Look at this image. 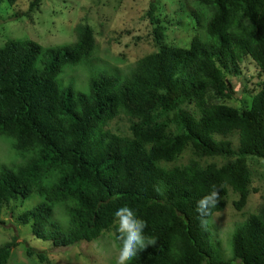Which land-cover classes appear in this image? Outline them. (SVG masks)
<instances>
[{"label":"trees","instance_id":"16d2710c","mask_svg":"<svg viewBox=\"0 0 264 264\" xmlns=\"http://www.w3.org/2000/svg\"><path fill=\"white\" fill-rule=\"evenodd\" d=\"M41 1L30 2L28 17ZM193 1L204 15L192 14L203 20L204 40L195 36L186 48L164 44L150 3L145 16L157 49L124 76L91 78L87 93L61 87L58 76L66 65L90 63L91 26L77 25L72 44L43 49L8 40L0 47V136L25 159L0 169V215L10 202L37 194L43 201L18 216L35 238L66 248L112 231L121 247L115 213L128 206L156 244L127 264H264V199L234 231L231 260L216 254L205 225L224 210L229 189L242 210L252 181L248 159L264 163V0ZM247 60L259 81L238 93L233 78ZM238 94L248 100L228 105ZM120 116L127 134L107 129ZM186 150V164L159 165ZM208 158L223 163H204ZM213 190L219 202L202 217L197 201ZM57 204L68 215L65 231L53 220ZM15 246V237L0 246V264ZM27 254L49 262L42 251Z\"/></svg>","mask_w":264,"mask_h":264},{"label":"rangeland","instance_id":"374dc122","mask_svg":"<svg viewBox=\"0 0 264 264\" xmlns=\"http://www.w3.org/2000/svg\"><path fill=\"white\" fill-rule=\"evenodd\" d=\"M31 1L17 0L14 6H9L5 0H0V47L8 40H32L43 49L72 44L76 40L74 29L77 25L91 26L96 48L90 63L66 65L58 76V84L70 87L74 92L87 93L90 79L100 73L126 75L137 60L157 49L150 37L151 26L145 16L150 3L156 7L154 17L160 20L161 29H165L164 44L186 48L195 36L205 39L203 20L199 19L197 23L198 18L192 15L202 14V10L193 0H42L38 10L28 17L26 13ZM240 70L241 74L233 78L236 91L241 93L245 86L254 90L259 81L254 65L244 61ZM237 97L227 102L228 105L239 107V99L248 100L242 94ZM128 125L125 117L120 116L111 121L107 129L123 135L127 134ZM230 139L236 145L235 138ZM11 141L0 136V169L25 162L12 149ZM190 157V151L186 150L172 161H161L159 165L165 169L182 166ZM203 162L221 165L223 160L208 158ZM248 165L252 181L246 205L237 211L233 203L238 196L229 189L224 210L215 213L205 223L211 232L210 242L222 260L232 259L234 231L248 215L258 212L264 199V163L248 159ZM42 201L41 196L32 194L23 200L10 202L1 213L0 246L16 238V246L7 264H42L35 256L27 254V248L44 252L49 262L43 264H116L120 247L114 242L112 231L104 233L96 241L79 242L66 248L53 247L50 242L35 238L30 225L20 224L18 216ZM53 220L62 230L68 228V215L63 205L53 207Z\"/></svg>","mask_w":264,"mask_h":264},{"label":"clouds","instance_id":"9594fccd","mask_svg":"<svg viewBox=\"0 0 264 264\" xmlns=\"http://www.w3.org/2000/svg\"><path fill=\"white\" fill-rule=\"evenodd\" d=\"M219 191L213 190L209 195L197 201V212L202 217L211 215V209L219 202ZM115 217L118 221V239L121 241L116 264H127L139 252L149 246H155L156 240L144 235L146 222L139 219L135 212L128 206L120 207Z\"/></svg>","mask_w":264,"mask_h":264}]
</instances>
